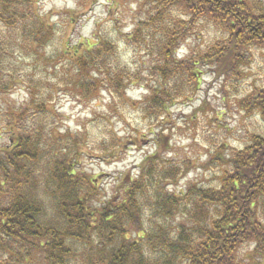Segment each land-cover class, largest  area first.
Instances as JSON below:
<instances>
[{"label": "trees", "instance_id": "16d2710c", "mask_svg": "<svg viewBox=\"0 0 264 264\" xmlns=\"http://www.w3.org/2000/svg\"><path fill=\"white\" fill-rule=\"evenodd\" d=\"M136 1L139 18L118 33L139 59L129 70L117 40L101 31L75 45L61 35L47 56L58 33L39 15L40 0H0V97L19 85L27 95L18 107L0 105V137L7 140L0 147V264H264V133L227 159L215 154L223 167L215 188L191 184L176 192L189 165L153 153L103 199L83 158L95 160L99 150L115 160L123 142L110 131L87 148L84 126L63 129L54 105L63 90L84 99L104 91L127 104L126 91L139 85L145 96L131 102L161 126L171 107L194 93L181 83L199 86V69L241 77L252 50L264 49V0ZM207 24L221 36L200 53L190 49L188 40ZM19 53L43 74L55 62L54 77L18 73ZM240 100L264 124V85ZM249 244L253 251L244 257Z\"/></svg>", "mask_w": 264, "mask_h": 264}, {"label": "rangeland", "instance_id": "374dc122", "mask_svg": "<svg viewBox=\"0 0 264 264\" xmlns=\"http://www.w3.org/2000/svg\"><path fill=\"white\" fill-rule=\"evenodd\" d=\"M136 9V0H40L39 15L54 30L57 28L58 33L46 55H55L61 40L58 42L55 38L61 35L67 37L66 42L75 45L82 38L92 41V35L101 31V34L111 35L117 40L120 60L131 70L137 66L139 59L133 58L131 48L119 41L118 33L132 30L139 18ZM194 34L186 44L200 53L221 36V31L207 24ZM187 54L186 45L180 48L177 57L183 58ZM14 63L18 73H32L31 79L34 81L46 77L52 79L55 74V62L46 67L47 74L42 73L40 64L28 60L23 54H17ZM246 65L241 77L227 79L217 77L211 67L199 69L203 72L199 76V86L181 83L183 91L186 86L193 88L194 93L189 95L188 100L177 101L161 126L157 125L156 120L146 118L142 106L131 102L145 96V91L139 85L126 91L127 104L120 103L104 91L93 98L84 99L63 90L54 105L62 116L64 130L73 133L83 126L87 129V148L98 147L99 140L109 139L110 131L120 139V143L123 142L122 151L115 160L107 161L99 157V150L94 151V156H97L95 160L83 158L82 168L95 177L103 199L114 194L116 186L125 175H137V166L142 158L153 153L165 160L183 161L189 165L187 173L176 184L177 188H172L176 192H181L191 184L215 188L223 170L222 164L216 163V158L213 159L215 154L227 159L233 151L244 148L253 134L264 133L260 117L244 112L240 106L241 98L248 96L254 88L264 85V49L252 50ZM140 73L143 74V71ZM170 88L176 86L170 85ZM26 100L25 88L19 85L0 97V105L18 107L25 104ZM2 138L1 135L0 147L7 143L5 137ZM167 148H170L169 151H164ZM252 249V244L246 245L242 249L243 256L251 254Z\"/></svg>", "mask_w": 264, "mask_h": 264}]
</instances>
